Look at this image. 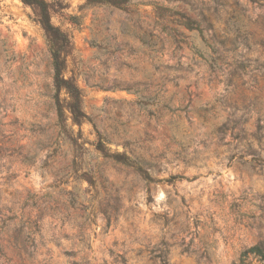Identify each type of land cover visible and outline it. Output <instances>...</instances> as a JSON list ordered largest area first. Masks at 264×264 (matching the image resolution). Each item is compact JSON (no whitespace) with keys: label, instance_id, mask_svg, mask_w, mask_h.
I'll list each match as a JSON object with an SVG mask.
<instances>
[{"label":"rangeland","instance_id":"374dc122","mask_svg":"<svg viewBox=\"0 0 264 264\" xmlns=\"http://www.w3.org/2000/svg\"><path fill=\"white\" fill-rule=\"evenodd\" d=\"M47 1L89 119L60 130L37 12L0 0V264H262L264 0Z\"/></svg>","mask_w":264,"mask_h":264},{"label":"trees","instance_id":"16d2710c","mask_svg":"<svg viewBox=\"0 0 264 264\" xmlns=\"http://www.w3.org/2000/svg\"><path fill=\"white\" fill-rule=\"evenodd\" d=\"M23 3L33 7L38 15V21L42 26L48 42L50 44L52 67H53V84H54V103L56 113L58 116V124L60 130L69 137L72 142L76 139L73 138L72 130L67 124V118H70L71 122L77 125H81L87 121L89 117L83 111L82 107V92L80 88L74 83L71 78H66L63 75V62H62V49L67 43V37L64 33L54 26L50 21V9H52L50 3L47 0H21ZM88 3L96 4L103 3L112 5L114 7H123L127 0H86ZM179 17V23L190 31H196L201 33L203 29L199 23L194 19L190 18L186 13H177ZM64 92L65 96L60 98V93ZM68 114H65V112ZM96 150L100 151L104 156L110 157L116 162L122 163L126 166L134 168L143 179L146 181H152V177L149 172L141 165L139 161L133 159L123 152H113L111 154L105 152L104 139L98 137L96 144ZM14 248H16L17 254L21 251L26 252V247L23 243H19L17 239L13 242ZM252 255L256 257L262 264H264V248L260 244H255L245 249L242 252V256ZM237 264V263H234Z\"/></svg>","mask_w":264,"mask_h":264}]
</instances>
